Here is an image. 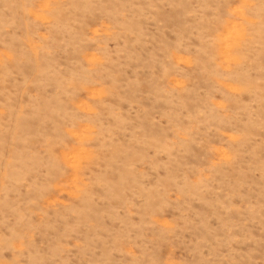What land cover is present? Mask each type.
<instances>
[{
    "label": "rangeland",
    "instance_id": "1",
    "mask_svg": "<svg viewBox=\"0 0 264 264\" xmlns=\"http://www.w3.org/2000/svg\"><path fill=\"white\" fill-rule=\"evenodd\" d=\"M0 264H264V0H0Z\"/></svg>",
    "mask_w": 264,
    "mask_h": 264
}]
</instances>
